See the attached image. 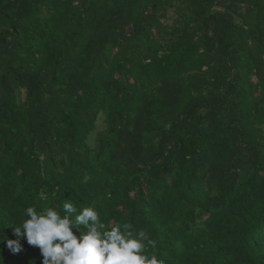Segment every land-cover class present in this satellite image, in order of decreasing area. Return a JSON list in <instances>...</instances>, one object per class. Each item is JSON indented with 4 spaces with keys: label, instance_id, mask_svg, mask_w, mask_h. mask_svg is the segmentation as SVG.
I'll list each match as a JSON object with an SVG mask.
<instances>
[{
    "label": "trees",
    "instance_id": "16d2710c",
    "mask_svg": "<svg viewBox=\"0 0 264 264\" xmlns=\"http://www.w3.org/2000/svg\"><path fill=\"white\" fill-rule=\"evenodd\" d=\"M66 200L162 264H264V0H0V264Z\"/></svg>",
    "mask_w": 264,
    "mask_h": 264
},
{
    "label": "clouds",
    "instance_id": "9594fccd",
    "mask_svg": "<svg viewBox=\"0 0 264 264\" xmlns=\"http://www.w3.org/2000/svg\"><path fill=\"white\" fill-rule=\"evenodd\" d=\"M89 179L85 175L83 182ZM23 216L19 224L10 223L17 239H8L7 245L19 253L20 240L26 238L40 249L43 264H162L155 254H146V247H157L146 231L133 233L127 223L103 222L95 204L78 208L66 200L39 210L29 206Z\"/></svg>",
    "mask_w": 264,
    "mask_h": 264
},
{
    "label": "rangeland",
    "instance_id": "374dc122",
    "mask_svg": "<svg viewBox=\"0 0 264 264\" xmlns=\"http://www.w3.org/2000/svg\"><path fill=\"white\" fill-rule=\"evenodd\" d=\"M175 16H176V13H175L174 11H171V12H170V19L168 20V23H169V24L172 23V19L175 18ZM98 124H99V127H100L101 124H104V122L102 121V119H99V120H98L97 125H98ZM102 126H103V125H102ZM102 126H101V127H102ZM101 127H100V128H101ZM102 128H103V127H102ZM102 128H101V129H102ZM92 140H93V139L90 138V141H89V142H91Z\"/></svg>",
    "mask_w": 264,
    "mask_h": 264
}]
</instances>
